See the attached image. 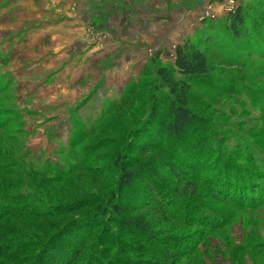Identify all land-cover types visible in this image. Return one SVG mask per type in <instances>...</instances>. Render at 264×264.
<instances>
[{"label":"rangeland","instance_id":"1","mask_svg":"<svg viewBox=\"0 0 264 264\" xmlns=\"http://www.w3.org/2000/svg\"><path fill=\"white\" fill-rule=\"evenodd\" d=\"M28 1L0 0V211L43 199L37 195L41 191L55 201L48 207L50 214L58 215L50 224L53 230L81 220L47 247L40 264H50L52 258L59 264H166L160 250L169 238L190 247L194 241L192 253L189 247L184 249L189 254L177 264H264V249L253 231L257 212L239 210L264 200V39L241 50L224 27L226 15L198 21L186 40L206 50L211 71L189 80V107L200 125L180 139L165 129L167 89L155 73L173 61L169 42L151 54L152 64L145 72L149 61L146 66L135 63L127 73L136 82L128 107L111 112L125 89H104L103 94L88 90L74 103L61 97L54 105L43 93L51 55L38 62L31 56L37 46H49L46 36L33 40L39 30H47L48 18L44 15L37 23ZM34 2L36 8L39 4ZM102 10H89L92 26L100 24L94 16ZM154 82L160 86L155 90ZM81 166L85 172L73 171ZM120 166L135 172L129 187H119ZM70 169L75 176L70 182L40 185L57 178L55 172ZM181 181L190 186L187 195L193 196L180 197L174 191ZM186 201L189 205H181ZM168 202L178 205L179 220L161 213ZM113 204L125 215L142 216L155 239L119 228L111 214ZM97 206L107 212L103 221L95 212ZM24 209L30 211L24 205L16 211ZM221 216L230 217L231 225L208 230ZM11 220L29 226L34 218ZM261 234L264 237V227ZM246 238L250 243L244 247ZM5 248L12 247L4 245L1 250ZM8 255L0 264H28Z\"/></svg>","mask_w":264,"mask_h":264},{"label":"crops","instance_id":"2","mask_svg":"<svg viewBox=\"0 0 264 264\" xmlns=\"http://www.w3.org/2000/svg\"><path fill=\"white\" fill-rule=\"evenodd\" d=\"M34 1L39 4L36 8ZM34 1L28 4L32 3V15H38L37 23L44 15L48 21L47 30H39L33 40L46 36L49 46H37L31 56L38 62L51 55L43 93L54 105L61 103V97L74 103L88 90L121 92L134 80L127 74L131 67L137 62L145 65L165 42L174 53L199 25L200 13L208 10L217 18L225 16L222 0H48L47 5L46 0ZM92 9L102 10L94 16L99 17L98 27L92 26Z\"/></svg>","mask_w":264,"mask_h":264},{"label":"trees","instance_id":"3","mask_svg":"<svg viewBox=\"0 0 264 264\" xmlns=\"http://www.w3.org/2000/svg\"><path fill=\"white\" fill-rule=\"evenodd\" d=\"M224 18V27L230 33L233 42L238 44L239 49L243 50L246 46L251 45L250 42H261L262 39H264V37L261 36L262 29L264 28L263 0H239L237 6H235V9L232 12L228 13ZM151 64L152 62L149 61L148 65H145L146 67L143 69V72H145L146 68ZM210 71L211 68L208 63L206 50L201 48L199 44L193 43L190 40H185L175 46L173 61L171 64L165 67H157L155 73L157 79L160 82V86L164 85L167 89L166 96L168 104L165 109V129L168 133L172 134L173 137L183 139L186 131L200 125L199 117L189 107V99L191 97L189 80L205 77L210 74ZM175 76H177L178 78H176ZM134 81L132 80L129 82L128 86L125 88L126 91L122 94L121 100L112 105V107L115 105L116 106L112 108L111 112H114L116 109H119L121 107L129 106V103L131 101L130 94L134 90L133 83H136ZM160 86L157 84V82L153 83L154 90L156 89V87ZM154 105H156V102H152L151 104L152 109L155 110ZM152 113L155 112L152 111ZM73 171L85 172V170L82 169V166L76 168ZM73 171L70 169L69 171L55 172L58 175L57 178H52L51 180L47 181H40V185L59 186L64 182H70V180L75 177L72 174ZM119 171V187H129L132 183L135 172H131L125 169L123 166L119 167ZM175 177H178V173H175ZM188 181L190 183V180ZM228 182L232 181L229 180ZM189 187L190 186H188L186 182L181 181V183L174 186V191L179 194L180 197H191L194 194L187 195L189 194V192H187ZM233 190H237L234 183ZM37 195L39 197L43 196V199L36 197L33 201H23L16 204L17 206L24 205L28 207V209L30 210L29 212L27 211V209L16 211L17 206L10 207L8 208V210L0 211V222H3V225L0 228V237L1 239H3L2 241L5 243V247L7 245L12 247L10 250L8 248H5L6 250H1L2 248H4V245L2 244V247H0V258L10 257V255L7 256V253H9L14 254L15 259L19 261H23L28 264H40L41 257L47 247L53 241L59 238L65 232V229L67 227L75 225L77 222L81 221H69L59 225L56 229L53 230L50 224L56 220V217L58 215L55 212L50 214L51 210L48 209V207L54 206L55 201L50 200L47 192L45 194L43 192L41 193L40 191L37 192ZM91 196L95 197L96 194L92 193ZM45 199L51 202L49 203L45 201ZM73 199L74 198H71V200ZM258 200L259 201L253 206H251L250 204H247L249 205V207H246V205L244 207L240 206L239 210H251L257 212H255L256 214H254V221L256 222V224H254L253 231H257L256 236L258 237V245L260 246V248L264 249V237L261 234V227H264V200ZM40 201H43L46 204ZM75 201L77 200L67 203L68 205H72ZM93 201L94 200H88L87 202L90 203ZM256 201V198L252 200L253 203H255ZM189 203L190 202L188 201L184 203L181 202V205H189ZM158 205L160 206L161 204ZM162 205L164 206V208L160 209V211L165 217H167L171 221L179 220L176 214L178 213L176 212L178 205L175 202H168L166 205H164L163 203ZM193 207L194 211H197V207ZM99 208L100 206H97L95 212L102 216L100 217V220L103 221L107 212L104 211V209L101 211V208ZM65 212H68V210ZM111 214L114 217L118 227L125 230L126 232L132 231L137 234V236L139 235L144 238L155 239L153 237L154 234L152 233L151 228L144 222L142 216H132L127 214L125 215L123 214V210L116 204L112 205ZM16 217H33L34 221L31 225L28 226V223L26 221L22 223L11 220L12 218ZM108 217L109 214L106 219ZM229 219L230 217L226 218L221 216L217 220L216 224H211V228H209L208 230H223L224 227L231 225L232 222H229ZM35 221L37 222L35 223ZM216 238L218 239L219 237ZM227 239L228 241L232 242V239ZM251 239L254 240L256 238L255 236H251L250 240ZM244 242L246 243L244 247H246L250 243L248 242L247 238L244 240ZM183 243L184 241L180 240L179 238H169L166 240V242H163V247L160 250V253L162 255L160 256V259L162 260V262L166 264H177L179 260L185 256V253H192V249L195 246L194 241L192 247L186 246ZM187 247H189L190 249L189 251L187 249L188 252H185L184 249H186ZM82 249L83 247L80 251H83ZM80 251L78 253H80ZM78 253L76 257L78 256ZM50 264H59V261L56 258H52L50 260Z\"/></svg>","mask_w":264,"mask_h":264},{"label":"built area","instance_id":"4","mask_svg":"<svg viewBox=\"0 0 264 264\" xmlns=\"http://www.w3.org/2000/svg\"><path fill=\"white\" fill-rule=\"evenodd\" d=\"M223 1V13L224 15H227L228 13L232 12L235 9V6H237L239 0H222ZM204 19H210V20H216L217 17L210 13L208 10H205L203 12V15L199 17L198 21L201 22Z\"/></svg>","mask_w":264,"mask_h":264}]
</instances>
